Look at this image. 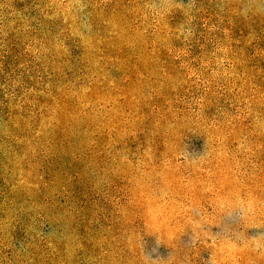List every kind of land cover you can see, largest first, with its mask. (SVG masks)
Wrapping results in <instances>:
<instances>
[{
	"label": "rangeland",
	"instance_id": "rangeland-1",
	"mask_svg": "<svg viewBox=\"0 0 264 264\" xmlns=\"http://www.w3.org/2000/svg\"><path fill=\"white\" fill-rule=\"evenodd\" d=\"M251 2L3 0L0 264H264Z\"/></svg>",
	"mask_w": 264,
	"mask_h": 264
},
{
	"label": "clouds",
	"instance_id": "clouds-1",
	"mask_svg": "<svg viewBox=\"0 0 264 264\" xmlns=\"http://www.w3.org/2000/svg\"><path fill=\"white\" fill-rule=\"evenodd\" d=\"M231 0H221L220 5H218L222 12H226L229 8ZM75 7H81V5L76 4ZM259 7V9H264V0H260L259 5L255 4V0H252L249 3L245 11H248L251 8ZM9 8V5L3 3V0H0V20L4 19L5 16L8 15H17L11 11H5ZM145 8L151 9L148 15L152 18L159 17L160 15L166 13L170 9H179L183 15L185 16V24L190 25L192 20L195 19L196 13L200 12L202 9L198 6L197 0H188V4L182 7L180 4L176 3L175 0H159L157 4H148L145 5ZM189 35H191L192 29L189 27L187 29ZM6 34V33H5ZM225 47L222 45H218L216 51H225ZM215 55V53H213ZM198 119V117H197ZM213 128V125H207L208 136H209V151L205 153L204 157L202 158L203 162L210 163L211 160L215 158L216 153V133L214 131H210Z\"/></svg>",
	"mask_w": 264,
	"mask_h": 264
}]
</instances>
